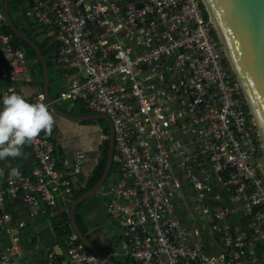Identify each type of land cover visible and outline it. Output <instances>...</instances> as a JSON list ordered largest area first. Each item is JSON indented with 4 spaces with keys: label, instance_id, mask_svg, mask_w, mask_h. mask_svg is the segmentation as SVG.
Segmentation results:
<instances>
[{
    "label": "built area",
    "instance_id": "1",
    "mask_svg": "<svg viewBox=\"0 0 264 264\" xmlns=\"http://www.w3.org/2000/svg\"><path fill=\"white\" fill-rule=\"evenodd\" d=\"M25 17L53 34L69 76L59 101L81 102L114 133L119 177L102 194L135 264H264L262 145L203 0H25ZM0 0V99L32 84L23 50L5 34ZM29 103L43 102V90ZM51 133L29 149L34 167L0 173V264H105L74 232L83 154L60 161ZM8 158L4 159L6 161ZM70 230L32 262L21 216ZM37 248V247H36Z\"/></svg>",
    "mask_w": 264,
    "mask_h": 264
},
{
    "label": "water",
    "instance_id": "2",
    "mask_svg": "<svg viewBox=\"0 0 264 264\" xmlns=\"http://www.w3.org/2000/svg\"><path fill=\"white\" fill-rule=\"evenodd\" d=\"M3 1L5 25L10 31L29 44L35 51L38 61L42 66L44 78V93L50 108L57 115H63L67 119L77 121L64 115L48 99V69L44 57L39 50L13 25L7 9V0ZM214 22L216 32L221 39L230 66L238 79L248 108L259 130L264 147V0H203ZM108 122L109 146L106 165L99 182L82 197H80L71 209V224L79 240L105 264H115L102 254L81 234L78 229L73 210L76 205L85 200L97 196L109 174L114 152V133L111 124L105 116H97Z\"/></svg>",
    "mask_w": 264,
    "mask_h": 264
},
{
    "label": "crops",
    "instance_id": "3",
    "mask_svg": "<svg viewBox=\"0 0 264 264\" xmlns=\"http://www.w3.org/2000/svg\"><path fill=\"white\" fill-rule=\"evenodd\" d=\"M24 10H25V4H24ZM29 23H33V25H36L35 22H29ZM42 32L43 34L46 35L43 39L41 38L42 40L50 38V40H52V44L53 45L56 44L52 33H50L49 31L43 28H42ZM53 69L55 70V76L53 77L50 76V71L48 73V82H47L48 99L57 108V110L63 113L64 115L79 119L77 121H73L67 119L63 115H57L53 111L54 125H53V134L51 138L56 149L55 155L56 158L60 161H66V160L73 161L76 158V155L83 154L85 157V162L83 163L82 166V176L80 179L83 182H86L91 177V174L95 169L99 158L101 157L103 145L106 140L108 141V146H109L110 134H109L108 122L104 119L97 117L100 115L91 113L81 102L78 101L74 102L69 100L59 101L58 100L59 95L66 88L69 82V76H67L66 73H64L62 70H60L57 67L56 60L54 61ZM27 73L32 77L33 83L30 85L23 84L17 86V92L18 94L23 95L27 101H29V99L36 91L38 90L44 91V78H43V72L42 74L38 72L37 67L35 66V62H28ZM7 87H8L7 85L2 84L0 90ZM106 123L107 126L105 125ZM106 131L108 132V135L105 133ZM114 159L115 158L113 157L112 161L115 162ZM33 167H34V161L29 149L27 148L22 150L21 157L8 158L6 161L0 160V173L2 174L11 173L13 170L16 169H20L22 171L25 170L27 172ZM118 177H119V166L117 165L114 175L111 177V180L107 185H110ZM80 179H78L77 182ZM106 182L107 179L104 185L106 184ZM107 185L105 186V188L107 187ZM100 194L101 192L97 196L102 195ZM102 211L105 212V210ZM105 215L106 217H108L106 213ZM41 218L43 217L41 216L34 220H29L24 216L20 217V219H27L26 222H24L25 226L27 223L32 224L33 230L35 224L37 223L43 222L46 224V222L41 221ZM89 218L93 220V227L91 229V234L93 236V239H95V244L93 246L96 247L97 249L103 247L106 250L107 255L117 250L121 251L123 240L121 237H119V234L121 233V228L118 222L115 221V219L111 218L118 226L117 233L111 235L106 231L105 227H103L102 224L100 223V220L102 219V215L100 213L98 212L94 213ZM23 229L21 230V233ZM23 241H22V247H24L25 252L32 253L30 259L32 262L37 261L44 256L45 253L41 254L38 248H36L37 246L34 247V250L37 251L26 250ZM115 261H127V259L121 258Z\"/></svg>",
    "mask_w": 264,
    "mask_h": 264
},
{
    "label": "trees",
    "instance_id": "4",
    "mask_svg": "<svg viewBox=\"0 0 264 264\" xmlns=\"http://www.w3.org/2000/svg\"><path fill=\"white\" fill-rule=\"evenodd\" d=\"M25 0H7V9L10 15L11 21L15 26L16 30L23 35L26 39H28L42 54L45 60V64L48 69V73L53 69L54 61L57 57V45L52 44V40L47 38L42 40L39 35H37L34 30H32L33 23H29L25 18V10H24ZM3 5V1H2ZM5 34L12 36V43L16 49H21L25 52L26 58L28 62H35V66L37 67L38 72L42 74V66L38 61L37 55L34 49L27 44L25 41L21 40L18 36L13 34L10 29L5 26L2 28ZM108 135V132H105ZM108 151V141L106 140L103 145V150L101 152V157L98 160V163L93 170L91 177L83 182L81 179L74 183V197L73 204L82 197L86 192L91 190L100 180L102 174L105 169L106 160H107V152ZM115 152H113V157ZM117 165L114 161L111 163V167L109 170V174L107 179L114 175L115 169ZM26 173L25 170H23ZM104 200L100 196H95L93 198H89L85 200L82 204L76 205L73 210L74 219L78 229L81 234L89 241L91 244H95L93 241V236L91 234V229L93 227V220L89 217L97 212H101L104 209ZM41 221L46 222L47 224V232L43 236H38L35 234L33 230V225L27 223L25 228L21 233V238L26 250L33 251L34 247L37 246L38 250L41 254L46 253V251L52 250L56 244H61L62 239L66 237L70 230L65 231L64 228L59 227L56 218L50 217V215L42 216ZM30 239V240H29ZM29 240V241H28ZM28 242V243H27ZM98 250L107 255L106 250L103 247L98 248ZM37 251V250H34ZM115 264H134L130 261H115L111 259Z\"/></svg>",
    "mask_w": 264,
    "mask_h": 264
},
{
    "label": "clouds",
    "instance_id": "5",
    "mask_svg": "<svg viewBox=\"0 0 264 264\" xmlns=\"http://www.w3.org/2000/svg\"><path fill=\"white\" fill-rule=\"evenodd\" d=\"M54 117L46 103H29L21 94L0 99V160L22 156V148L41 132L51 133Z\"/></svg>",
    "mask_w": 264,
    "mask_h": 264
},
{
    "label": "rangeland",
    "instance_id": "6",
    "mask_svg": "<svg viewBox=\"0 0 264 264\" xmlns=\"http://www.w3.org/2000/svg\"><path fill=\"white\" fill-rule=\"evenodd\" d=\"M31 28H32V30H34V32H35L37 35H39L40 38L43 39V38L46 36V35L43 34V32H42V28L39 27L37 24L34 25V26H32ZM50 76H52V77L55 76V70H54V69L50 70ZM105 125L107 126V123H106ZM257 161H258V165L260 166L262 172L264 173V147H263V143H262V145H261V147H260V149H259V151H258V153H257ZM110 180H111V177L107 179L106 184H105L104 187L101 189V191H100L101 194L104 193V191H105V186H106L107 184H109V181H110ZM101 194H100V195H101ZM100 197L103 199L102 195H101ZM103 206H104V204H103ZM103 210H104V209H103ZM98 213H99V212H98ZM100 214L102 215V219L100 220V223L102 224L103 227H105L106 231H107L109 234H111V235L117 233V231H118V226H117V224H116L111 218L106 217L104 211H101ZM26 220H27V219H22V221H24V222H26ZM42 223H43V222H42ZM42 223H41V222H40V223H37V224H35V226H34V232H35V234L38 235V236H43V235H45V233H48V232H47V228H46V227H47L46 224L43 223V225H44V226H43ZM93 241L95 242V239H93Z\"/></svg>",
    "mask_w": 264,
    "mask_h": 264
}]
</instances>
